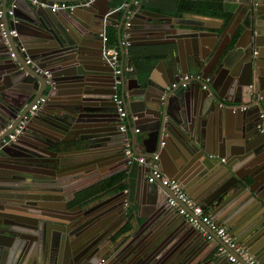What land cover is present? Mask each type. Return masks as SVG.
Listing matches in <instances>:
<instances>
[{
	"label": "water",
	"instance_id": "1",
	"mask_svg": "<svg viewBox=\"0 0 264 264\" xmlns=\"http://www.w3.org/2000/svg\"><path fill=\"white\" fill-rule=\"evenodd\" d=\"M55 1L91 5L63 11L67 19L52 11ZM109 1L0 0V263L230 264L215 254L221 240L214 231L201 224L214 235L216 246L168 205L169 187L146 184L147 167L146 172L138 167L136 178L137 190L148 186L150 191V215L144 222L140 209L134 208L136 201L125 208L111 196L99 199L106 191L89 192L71 207L80 209V215L62 214L82 191L135 169L124 162L121 121L112 99L116 77L103 57L101 40L114 23L123 53V31L130 21L126 30L132 45L165 46V56L148 74L145 87L137 75L122 84L129 112L136 113V125L141 123L140 131L147 133V151L142 154L149 157L172 146L179 164L208 159L199 168L210 169L220 188L202 199L203 206L264 264V173L257 177L258 168L264 167V137L257 129L264 104V8L255 4L261 0H245L249 8L239 25L228 24L221 34V26H214L211 37L202 36L196 29L199 23L142 7L129 18L136 0L123 12ZM12 5L14 13L9 15ZM235 58L245 63L241 78L232 65ZM162 65L164 82L154 83L153 75ZM186 74L191 78L185 87L169 88ZM219 80L230 87L228 92L219 89ZM136 88L144 89V99H134ZM41 97L46 101L30 115ZM26 116L21 133L6 143ZM229 120L236 131L232 137L243 142L238 158L245 166L259 162L247 175L230 161L213 163L217 155L210 147L228 137ZM131 123L127 134L136 148ZM62 174L71 181L63 182ZM123 193L114 198L122 199Z\"/></svg>",
	"mask_w": 264,
	"mask_h": 264
},
{
	"label": "crops",
	"instance_id": "2",
	"mask_svg": "<svg viewBox=\"0 0 264 264\" xmlns=\"http://www.w3.org/2000/svg\"><path fill=\"white\" fill-rule=\"evenodd\" d=\"M123 1L124 0H112V1H109V4L112 6L121 8L122 7L121 4L123 3ZM245 2H246L245 0H223L222 1L223 9H222V13H220V14H214V13H209V12H200V11H195L193 8H186V9H184V11L181 15H175V14H169V13H167V15H170V16L175 17V18H179V17L185 18V19L181 20L182 22L184 20H186V22L199 23L202 26H200L198 28L196 26V29L203 31L202 36H204V35L205 36H208V35L212 36V31H216V27H214V26H218V25L221 26V28L219 29V33L221 34L228 24H232L233 27L239 25L238 23L243 20V18L245 17V14L249 8V5H247ZM255 4H258L264 8V0H261V2H259V3L255 2ZM253 5H254V3H253ZM99 8H104L103 3L99 4ZM121 9L123 12V10L126 8L122 7ZM63 11H66V10H60V15H62L64 18L69 19L66 16L65 12H63ZM78 11L81 12V15H86L88 13L86 10H78ZM173 21H175V20H173ZM72 24L75 27L74 23H72ZM109 30L110 31L115 30V32L117 33V25H115L114 23L108 25L106 27L105 32L108 34ZM262 37L264 38V35ZM117 42H118V35H117ZM118 45H119V42H118ZM157 46L158 45H154V44H136V45H132L131 48L133 50L134 55L140 56L143 54L152 53L149 50H156L154 48H156ZM144 48H148V51H144ZM262 48L264 51V44H262ZM164 56H165V53L162 55V57H164ZM160 59L153 65V67L149 71L145 72L146 70H144L145 68H143L144 71L140 72L139 74H136L135 72L132 73L131 74L132 77H134L136 74L138 79L141 81V85L143 87H145L147 85V81L149 79L148 74L151 73V71L155 68V65L160 61ZM232 65L234 66L235 70L238 72L239 77L241 78V75L243 74L242 72L244 71L243 68L245 66V63L241 64L239 61V58H235L232 61ZM165 72H166L165 67H163V65L160 68H158L157 71L154 73L153 78H152L154 83L164 82ZM223 78H224V80H226L225 76ZM253 84H255V81H253ZM131 85L134 86V83ZM218 86H219V89L221 91H223L224 87L227 90V92L230 89L229 86L225 85V81H223V80L221 82L219 80ZM136 89H137L136 90L137 93H135V94H137V95H136V97H134V99L135 100L144 99V97H145V95L143 94L144 92H140V91H143L144 89H139V88H136ZM133 91H134V89H133ZM227 95H229V94H227ZM149 96H150V94H149ZM229 96L232 97L231 95H229ZM191 102H193V101L191 100ZM248 107H249V105H248ZM49 108H51V107H49ZM133 116L136 118V120L133 121V123L136 124L135 122L138 121V116L136 115V113H131V117H133ZM236 121H237V119L232 117L233 125H235ZM228 123L231 126L230 120ZM226 125H227V123H226ZM138 126L141 128L142 124L140 123V124H138ZM230 128L231 129H228V131L230 133L228 134V137L225 136L226 138H224V141L222 140L220 142H216V145L214 144V145H212V147H210V150H211L210 153L217 155L216 156L217 162H215V158H213V161H214L213 163L221 164L223 162L221 159H224L226 162L230 161V163L234 165V168L237 171L241 172L244 175H247L249 173V170L256 169L257 168L256 166H259V162L256 163L255 165L253 164L252 166H245L244 163L241 162V160L238 157H239V153L241 152V147L243 146V142L241 141L240 137H232V136H235L234 134H236V131L234 129V126H231ZM209 130L211 131V136H213L214 128H213L212 124L209 125ZM128 135L131 137L130 134H128ZM146 137H147V133L143 132L142 129H141V131H139L137 133V138L135 139V146H136V149L140 153H142V152L146 153V151H147L146 145L143 143V140ZM217 143H219V144L222 143V145L218 146ZM171 148H172V146H171ZM171 148L167 146V148L164 149V151L160 152L161 169L163 170V172L165 173L166 176H168L169 178L177 180L185 188V190L188 192V194L191 196V198H193V200L195 202L201 201L202 205H204L203 203H205V202L202 201V199L206 198L209 194L213 193L216 189L220 188V186L218 185L217 176L211 175L212 173H211L210 169L204 170L203 169L204 167L199 168V165L200 166L206 165L204 163V160H208V159H206V158H197V159L192 158L189 161H186V162L183 161V163L179 164L180 159H175L176 157L174 158L173 150ZM150 154H152V153H150ZM219 156H222V157L219 158ZM209 157H210V155H209ZM124 162H125V165H127L126 157H125ZM138 167L139 168L141 167L142 171L146 172L145 166H142L139 164L134 165V168H135L134 170H132V171L127 170V171H125L126 173L124 172L125 174H127V176L124 178L125 179L124 182L127 183L128 185H126L124 188H121L120 187L121 182L116 181V182L112 183L109 187L101 190V191H106V194L103 195L102 197H100L99 199L107 198V197L111 196L110 199H113L112 201L114 204L115 203L119 204L122 201L123 207H125L124 202H125L126 197L128 199H130L132 201V203L134 201H136L138 203V205L134 204V208L140 209L139 210L140 213L142 212V216H140V220L142 222H144L146 220V217L150 215V214L148 215V213L150 212V210H149L150 203L148 202L150 191H149L148 186H146L145 188L141 187L139 190L136 189V181H137L136 178H137ZM258 171H259V173H258L257 177L260 176L261 173H264V167L262 169H261V167H259ZM146 174L147 173H145V175H144L145 179H146ZM116 175H118V174H116ZM114 176L115 175H113L111 177H114ZM60 177L62 178L63 182L68 183L71 181L70 176H68L67 174H62ZM111 177H108L106 179H109ZM106 179H104V180H106ZM104 180L100 181L99 184H97V185H95V186H93L87 190L82 191L81 192L82 196H79L78 200H76V201H74V200L70 201L69 200V202H68L69 208L75 206L77 203H80V201L83 198H87L89 196L88 193L89 192L91 193V191L94 188L99 187L101 185V183L104 182ZM129 182H130V184L132 183V186L129 185ZM146 184L150 185V187L152 185L148 181ZM126 189L128 190V193L125 192ZM121 190L124 191L122 199H120L121 196H120V198L117 197L115 199L114 197H116ZM101 191H98V192H101ZM93 194H95V193H91V195H93ZM99 199L97 201H99ZM51 201H55V200H51ZM56 202H58L59 204H63V207H64L63 200H58ZM91 204H92V202L89 203L88 205L84 204L82 207H83V209H85L86 207L90 206ZM206 211L209 214L213 215L211 209L206 208ZM81 213L82 212L78 208L77 209L71 208L69 211L62 209V214L66 215V216L80 215ZM176 215H179V214L176 213ZM219 223L222 225H225L228 228L226 223H224L222 221H219ZM228 230H229V228H228ZM205 241L209 242V244H211V245L216 246V244H217L215 239L212 241V240H207L205 238ZM249 252L252 254L251 251H249Z\"/></svg>",
	"mask_w": 264,
	"mask_h": 264
},
{
	"label": "built area",
	"instance_id": "3",
	"mask_svg": "<svg viewBox=\"0 0 264 264\" xmlns=\"http://www.w3.org/2000/svg\"><path fill=\"white\" fill-rule=\"evenodd\" d=\"M36 3V0H34ZM131 4L130 0H124L121 6L123 8L129 7ZM135 4L138 5L139 1L136 0ZM80 5L89 7L91 5L90 1L86 3L81 2H67V1H55L51 5L52 11L60 10H74ZM15 5H12L8 10L9 15H13ZM121 7V8H122ZM137 7L131 8L129 10V18L133 16L136 12ZM0 17H2V10H0ZM0 26L3 28L4 23L1 22ZM130 26V21H127L125 24V30L123 31V40L122 45L124 52L122 53L119 45H113L109 42V36L106 32L102 33V42H103V57L106 62L114 67V74L116 77L114 85V93L112 94V99L116 104L117 111L120 117V131L123 133V144H124V153L126 156L127 166L131 167L136 164L147 167L148 172L146 174L147 181L149 183L161 182L164 186H167L172 191V194L169 195L168 205L179 215L183 216L191 225L199 228L203 231V234L207 240H214V235L205 230L201 224H206L207 227L214 231L219 237L221 242L218 243L215 254L217 256L225 257L230 264H262L259 259L253 256L244 245L239 243L236 238L231 234L228 228L225 225L219 223V221L211 214L206 211V208L195 202L193 198L188 194V192L183 188V186L175 179L169 178L165 175L160 165V150L153 152L149 157H146L140 153L133 145L132 138L127 134L129 129V122L132 124L134 131L138 133L140 127L133 123L136 118L131 117V113L128 109L127 103V91L122 92V84L129 79V76L134 72V66L130 62V47L132 46L129 39L130 33L126 30ZM13 35H16V30H11ZM3 34L6 35V32L3 30ZM21 50L25 51L26 48L21 46ZM14 56V53H12ZM27 62L30 63L31 59H27ZM49 74L48 71H46ZM190 75L180 76L176 81H174L169 88L172 87H185L190 81ZM209 79V78H208ZM207 79V80H208ZM253 87V85H251ZM206 88V85H203ZM260 98L264 99L263 96ZM46 101V97L39 98L31 107L30 115L35 114L36 110ZM29 116H26L25 119L18 125L14 133L9 135V138L5 140L6 143H10L16 139L18 133H21L24 124ZM10 124L9 126H11ZM257 129L259 133L264 137V104L259 112ZM164 142H162V145ZM224 160V159H222ZM128 193V190H125ZM125 206L129 205V199L126 197ZM7 264V263H0Z\"/></svg>",
	"mask_w": 264,
	"mask_h": 264
},
{
	"label": "trees",
	"instance_id": "4",
	"mask_svg": "<svg viewBox=\"0 0 264 264\" xmlns=\"http://www.w3.org/2000/svg\"><path fill=\"white\" fill-rule=\"evenodd\" d=\"M131 1V0H130ZM138 5H133L132 8L142 7L146 9H150L153 11H157L164 14H175L181 15L186 8H193L195 11L200 12H209L214 14L222 13L223 0H138ZM109 42L113 45H118L117 42V33L114 31H108ZM156 50H149L152 53L143 54L140 56H136L133 54V50L130 47V62L134 66V72L139 74L140 72L146 70L145 72L149 71L153 65L162 57L165 53V46L158 45ZM144 51H148V48H144ZM156 51V52H155ZM143 68H145L143 70ZM133 72V73H134ZM135 74V75H136ZM126 173V172H125ZM120 173L111 177L109 179L104 180L103 183L99 187L94 188L91 193H97L102 189L109 187L112 183L118 181L120 183V187L124 188L128 185L125 182H122L123 179L127 176V174ZM129 185L132 186V183ZM90 193V194H91Z\"/></svg>",
	"mask_w": 264,
	"mask_h": 264
},
{
	"label": "flooded vegetation",
	"instance_id": "5",
	"mask_svg": "<svg viewBox=\"0 0 264 264\" xmlns=\"http://www.w3.org/2000/svg\"><path fill=\"white\" fill-rule=\"evenodd\" d=\"M78 196H82L80 193L78 194ZM130 204H131V200L129 199V205L128 206H125V208H129L130 207Z\"/></svg>",
	"mask_w": 264,
	"mask_h": 264
}]
</instances>
